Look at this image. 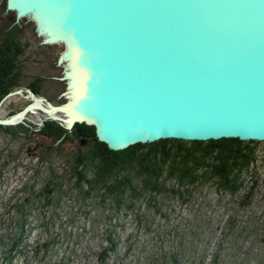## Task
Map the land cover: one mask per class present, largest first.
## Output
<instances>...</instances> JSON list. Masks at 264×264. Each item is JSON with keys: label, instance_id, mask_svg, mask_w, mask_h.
<instances>
[{"label": "water", "instance_id": "water-1", "mask_svg": "<svg viewBox=\"0 0 264 264\" xmlns=\"http://www.w3.org/2000/svg\"><path fill=\"white\" fill-rule=\"evenodd\" d=\"M15 1L8 8L34 21ZM18 1L70 43L87 87L71 94L64 49L69 99L44 107L30 91L32 102L0 124L39 109L42 123L93 125L112 150L167 138L264 141V0ZM79 101L94 104L96 121L67 115Z\"/></svg>", "mask_w": 264, "mask_h": 264}, {"label": "rangeland", "instance_id": "rangeland-1", "mask_svg": "<svg viewBox=\"0 0 264 264\" xmlns=\"http://www.w3.org/2000/svg\"><path fill=\"white\" fill-rule=\"evenodd\" d=\"M7 5L8 0H0V46L11 37L20 43L24 52L20 56L22 75L13 90L20 92L0 103V120L9 118L32 102L28 89L31 82L39 88L36 97L43 99L40 104L44 107H47V101L60 105L69 99L65 93L69 91L70 82L68 63L62 59L65 44L50 36L46 23L37 22L42 31L57 40V43L48 42L35 20L19 17L17 10L9 9ZM32 12L21 15L34 18ZM46 115L39 109H32L20 122L12 124H23L27 134L18 132L12 137L0 130V241L4 244H9L14 236L17 217L7 209L20 196L21 188L38 192L50 175L63 179L72 173L69 160L76 143L62 144L58 155L52 159L49 154L58 143L38 141L33 133ZM36 143L39 144L34 148ZM250 171L255 172L257 178L251 198L243 199L251 182L250 173H245L244 188L236 195L221 193L209 183L190 191L186 202L171 201L164 216L153 214L154 218H149L148 222L137 221L133 215L123 213L114 215L108 222L100 207L86 218L81 209L76 214L78 204L62 198L56 215L51 216L52 209L38 210L39 218L35 222L30 220L33 229L29 233L27 230L22 241L27 248L46 242L55 244L47 258L27 253L15 255L8 263L0 248V264H100L96 255L107 244L105 229L114 230L113 238L118 244L116 255H112L107 264L116 258L118 262L131 244L136 245L132 253L135 259L138 254L140 264L139 244L145 248L161 244L166 249L168 246L173 249L180 242L188 243L191 239L190 243L197 245L189 244L192 252L189 263L197 264L202 257V264H264V141H260L255 149V162ZM221 235L227 236L221 239ZM129 259L131 257L127 256L124 261Z\"/></svg>", "mask_w": 264, "mask_h": 264}, {"label": "trees", "instance_id": "trees-1", "mask_svg": "<svg viewBox=\"0 0 264 264\" xmlns=\"http://www.w3.org/2000/svg\"><path fill=\"white\" fill-rule=\"evenodd\" d=\"M0 48L1 103L3 97L18 86L19 81H7L5 77L15 67L17 59L15 53L10 55L8 51H19V44L8 37ZM28 89L35 95L40 93L32 82L28 84ZM0 130L12 137H16L18 132L27 134L28 131L23 124H0ZM33 133L38 141L58 143L49 154V157L53 156L52 159L56 158L62 144L76 143L69 160L72 173L63 179L57 178L55 174L50 175L38 192L21 188L20 196L7 209V212L13 211L17 215L14 236L8 241L9 244L0 241L3 259L8 263L15 255L25 256L27 253L47 258L55 244L46 242L27 248L22 241L27 230L29 233L33 229L32 219L35 222L39 218L38 210L52 209L51 216H54L62 198L71 199L78 204L76 214L81 209L86 218L96 213L100 207L102 213L107 215L108 222L118 213L133 215L137 221L148 222L154 215L164 216L171 201L186 202L190 191L209 183L221 193L236 195L244 188V174L250 173L251 182L243 199L251 198L257 186L256 173L250 171L255 162V149L260 143L256 140L221 138L201 141L167 138L112 150L98 140L93 125L83 122L75 123L67 130L56 121L45 120ZM81 139L85 141L83 144L80 143ZM113 232L114 230L105 229L107 244L96 255L100 264H107L106 261L116 255L118 244L113 238ZM226 236L220 237L222 239ZM194 239L196 242V238ZM190 241L184 244L180 242L173 249H169V246L166 249L161 244L147 248L139 244L140 264H192L188 262L192 253L189 244H197ZM135 246L131 244L120 260L117 262V258L113 259L111 264H139L138 254L135 253V259L132 253ZM127 256L131 259L124 261ZM195 257L196 254L193 258ZM202 262L201 257L197 264Z\"/></svg>", "mask_w": 264, "mask_h": 264}, {"label": "bare ground", "instance_id": "bare-ground-1", "mask_svg": "<svg viewBox=\"0 0 264 264\" xmlns=\"http://www.w3.org/2000/svg\"><path fill=\"white\" fill-rule=\"evenodd\" d=\"M15 4H17V6L19 7L21 14H25V15L28 14V13H26L22 2L16 0ZM33 19L38 23H45L44 19L38 13H35V12H34V18ZM46 25L49 27L46 29L49 31L50 36H52L53 38H55L57 40H60L63 44H65V47H66L65 54L71 59V65H72L71 66V69H72L71 78H72V82H73V89L71 90V93L75 94L76 92H80V91L85 92L86 87H87L86 86L87 85L86 77H85L83 70L80 69V66L77 62V59L74 57V52H73V49H72L70 43L61 34H59V32L57 30H55L54 28H52L48 24H46ZM48 36H49V34H48ZM36 103L40 104V102H36ZM94 110H96V109L94 108V104L92 102L79 101V102L71 105L67 109V115L70 116V115H87L88 114L89 116H91L92 120L96 121V117L93 115Z\"/></svg>", "mask_w": 264, "mask_h": 264}, {"label": "flooded vegetation", "instance_id": "flooded-vegetation-1", "mask_svg": "<svg viewBox=\"0 0 264 264\" xmlns=\"http://www.w3.org/2000/svg\"><path fill=\"white\" fill-rule=\"evenodd\" d=\"M19 45H20V43H19ZM23 52L24 51H23V49H21V46H19V51H17L16 49H14L12 51H8V54H10V55H14V53H15V55L17 56V59L15 61L16 62L15 67H13V69L9 71L8 76L5 77V80H7V81H12V80L19 81L20 80L21 75H22L20 56H22Z\"/></svg>", "mask_w": 264, "mask_h": 264}]
</instances>
